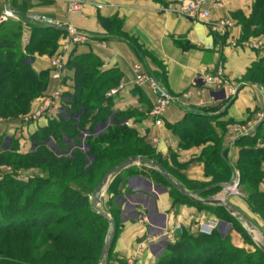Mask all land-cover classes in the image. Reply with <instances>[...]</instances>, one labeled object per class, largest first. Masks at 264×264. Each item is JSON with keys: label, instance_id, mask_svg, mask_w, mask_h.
I'll use <instances>...</instances> for the list:
<instances>
[{"label": "trees", "instance_id": "1", "mask_svg": "<svg viewBox=\"0 0 264 264\" xmlns=\"http://www.w3.org/2000/svg\"><path fill=\"white\" fill-rule=\"evenodd\" d=\"M27 24L30 42L25 54L15 43L20 37L18 27L12 28L9 47L0 48V118L5 120L26 115L34 100L39 101L49 93L50 69L37 73L32 61L35 56L56 54L59 39L67 35L54 26ZM243 27L252 37L264 35V0H254ZM228 39L229 35L216 36L215 42L224 45ZM180 45L184 50L191 48L186 43ZM65 69L74 71L72 92L63 94L57 118L50 119L45 128L33 135L31 151L19 154L14 138L0 135V166L9 165L14 171L47 172L45 176L26 181L12 174L0 176V264H99L108 223L93 209L90 196L104 176L128 158L159 163L188 194L202 199L217 194L232 181L237 171L249 209L264 221V192L260 191L264 181V136H261L264 123L253 135L235 141L240 150L237 162L231 165L223 137L213 129L214 116L186 112L180 123L170 126L180 139V148L205 145L197 160L203 164L207 181L190 182L179 173L182 166L174 162L172 166L177 169L169 166L144 138L128 128L125 114L114 112V97H106V93L118 85L110 76L98 71V64L91 55L76 56L73 48ZM244 80L264 89V57L251 66ZM82 133L87 134L84 141L80 138ZM50 138L62 154L72 146L70 156L58 155V151L50 149L47 145ZM82 146L85 151L80 150ZM142 169L149 171L155 183L169 188L175 203L207 210L225 223L234 221L224 207L193 201L173 188L160 172L144 166ZM67 172L70 177H64ZM124 172L128 169L115 177L107 190V194L113 196L107 198L105 210L115 223V234L105 264H128L123 259L111 258L121 226L120 209L114 200L120 196L118 183L124 185ZM243 233L250 244L248 235ZM228 241L229 236L222 238L219 231L210 236L182 231L180 237L164 246L155 264H264L262 250L253 246L255 253L247 255L232 248ZM48 243L49 246H44Z\"/></svg>", "mask_w": 264, "mask_h": 264}, {"label": "crops", "instance_id": "2", "mask_svg": "<svg viewBox=\"0 0 264 264\" xmlns=\"http://www.w3.org/2000/svg\"><path fill=\"white\" fill-rule=\"evenodd\" d=\"M174 2L175 0H85L82 14L77 15L69 13L62 0H0V13L4 9H10L18 17H46L54 27L65 33L71 28L90 35L87 43L74 47L75 55H91L98 64L100 73L110 76L116 85H124V89L112 99L114 112L125 114L124 122L128 128L138 137L144 138L156 155L169 166L173 167V162L182 166L179 173L187 181L203 183L207 180L203 164L197 159L205 145L180 148V139L172 133L170 126L180 123L188 111L214 116L213 129L223 137L227 160L234 165L240 150L235 141L245 135L233 130V126H246L253 130L264 114L263 87L244 80L251 66L264 57V49L220 45L215 42L216 35L210 33L204 24L168 12L167 9L172 8ZM223 2L224 10L214 11L212 18L217 20L226 16L233 20L228 33L230 39L239 44L252 42L264 46V35L252 37L247 35L243 27L252 12L254 0ZM27 23L21 19L0 25V48L9 47L12 28L18 27L20 37L15 43L20 45L25 54L22 32L27 30L30 36ZM61 42L62 38L59 39V45ZM185 43L191 48L184 50L180 44ZM50 57L35 56L32 61L33 69L37 73L49 71ZM134 64H140L144 72L154 77L171 96L179 100L166 109L160 126H156L149 115L155 95L146 87L135 85L131 72ZM215 72L222 75L225 82L222 86L205 83L204 77ZM73 81L74 71L65 69L61 83L63 94L72 92ZM58 87V82L50 80L48 92ZM37 102L38 100H34L31 103L30 114L35 111ZM60 111L58 107L30 122L25 120L27 116H19L13 120L0 118V135L13 137L17 141V152L28 154L33 147V135L45 128L50 119H56ZM47 145L53 149L57 147L55 152L58 151L53 140ZM72 148L70 146L64 154ZM58 152L63 153L62 150ZM142 167L136 164L129 167L132 171L127 168L128 172L123 173L124 185L121 182L117 185L121 191L117 192L120 196L114 201L120 209L121 226L114 252L129 263L154 264L156 258L153 253L161 251V248L147 244L145 240L148 236L156 237L177 225H180L181 233H195L196 224L217 218L207 210L181 202L175 203L169 188L155 183L149 171ZM11 171L9 166H0V176L12 174ZM24 171L29 174L35 169ZM169 177L179 183L170 175ZM221 190L207 199L198 196L194 198L197 201L220 200ZM260 191L264 192V181L260 185ZM107 193L108 191L105 204L107 198L113 196ZM237 202L236 198L228 200V204L239 210L236 208Z\"/></svg>", "mask_w": 264, "mask_h": 264}, {"label": "built area", "instance_id": "3", "mask_svg": "<svg viewBox=\"0 0 264 264\" xmlns=\"http://www.w3.org/2000/svg\"><path fill=\"white\" fill-rule=\"evenodd\" d=\"M30 1H45V0H30ZM66 3L68 12L71 14H82L85 0H62ZM100 8V7H99ZM225 8L223 0H175L172 8H168L167 11L179 15L181 17L187 18L191 21L204 24L210 33L216 36L228 35L230 28L233 26V20L230 17H220L217 20L212 18V13L214 11L221 12ZM28 23H37L43 25L54 26L53 23L46 17H40L36 15H30L27 17ZM19 21L20 18L10 9H4L0 13V25L10 21ZM29 33L27 30L22 32V41L24 46H27L30 42ZM90 35L86 33L78 32L74 29L67 30V37L62 44L58 52L50 58V78L52 81L59 83V87L49 92L47 95L43 96L38 102V108L26 117V121H35L41 118L43 115L50 113L56 108L62 106L63 101V91L61 87L62 83V72L65 70L66 60L69 52L78 45H83L89 41ZM227 46L231 48L244 47L251 50H261L264 46L260 43L252 42H242L239 44L233 39L227 40ZM131 72L134 77V83L138 87H146L151 90L155 95V100L153 106L150 110V117L154 120L156 126L162 125L163 116L168 107L179 102L178 98L171 96L166 89L152 76L142 70L140 64H134L131 67ZM204 81L209 85L222 86L225 82L222 75L219 72H215L212 75H206ZM124 89V85L120 84L106 93V97H115ZM232 94L234 91H231ZM233 130L244 134L245 136L250 134L252 128L246 126L235 125ZM87 134L81 135V141ZM156 143L157 141L154 140ZM80 150L85 151V147L82 146ZM72 151V150H71ZM71 151L66 154L58 152V155L70 156ZM238 176H235L232 181L223 186L220 197L223 202H225L226 197L239 194L238 190ZM218 222L216 220L201 221L194 226L195 232L203 236H210L217 228ZM180 230V225H177L174 229L169 231L164 230L158 236H150L147 239L148 244H161L172 242L176 238V231Z\"/></svg>", "mask_w": 264, "mask_h": 264}, {"label": "rangeland", "instance_id": "4", "mask_svg": "<svg viewBox=\"0 0 264 264\" xmlns=\"http://www.w3.org/2000/svg\"><path fill=\"white\" fill-rule=\"evenodd\" d=\"M45 1H52V0H45ZM66 4V3H65ZM67 10H68V8H67ZM20 18V17H19ZM21 20V19H20ZM51 26V25H50ZM67 33V32H66ZM67 37V35L65 36V37H63L62 38V41H64L65 40V38ZM61 44H62V42H61ZM26 47V46H25ZM55 55V54H54ZM54 55H52L51 57H53ZM50 57V58H51ZM37 103H39V102H37ZM38 108V104H37V107H36V109ZM36 109H34V110H36ZM34 112V111H33ZM32 112V113H33ZM28 115H30V110H29V112L26 114V115H23V116H28ZM255 128V127H254ZM254 130V129H253ZM252 130V131H253ZM251 131V132H252ZM82 134H84V133H82ZM249 135V134H248ZM248 135H246V136H248ZM261 136H264V128H263V130H262V133H261ZM87 137V136H86ZM85 137V138H86ZM84 138V139H85ZM51 140H53V139H49L48 141H47V143H50L51 142ZM259 144V143H258ZM48 147L50 148V149H52L54 152L56 151V149H57V147H55V149H53V147H50L49 145H48ZM55 153H57V152H55ZM128 159H131V158H128ZM127 159V160H128ZM126 161V160H125ZM6 166H9V165H6ZM9 167H11V166H9ZM11 169H12V167H11ZM114 170V169H113ZM11 173H12V176H14L15 178H17V179H19V180H24V181H26V180H28L29 178H32V177H36V176H45V175H47V172L46 171H43V170H35V171H33V172H31V173H29V174H25V171H24V169H19V170H16V171H14L13 169H12V171H11ZM21 173V174H20ZM106 176V175H105ZM104 176V177H105ZM235 176H238V180H239V184H238V190H239V194H236V195H233V196H229V197H226V199H225V203H228V200L229 199H231V198H236L237 199V205H238V207H236V208H239V210L238 209H236L238 212H239V214H240V217H241V219H242V223H240V221L234 216V215H232L231 214V216L234 218V221H232L231 223H229V222H227V223H225V222H222V221H220V219H217L216 221L218 222V225H217V228H216V230L215 231H219V233L222 235V238H224L226 235L227 236H229V245L232 247V248H235L236 250H239V251H242V252H244L245 254H247V255H250V254H254L255 253V251H256V249H255V247H257L258 249H260L257 245H256V243H255V241H258V242H260L263 246H264V221L262 220V218L259 216V214H257V213H254V212H252L250 209H249V207H248V205H247V203H246V199L244 198V194H243V192H242V189H241V186H240V175H239V173L236 171L235 172V174H234V177ZM64 177H70V172H67L66 174H65V176ZM233 177V178H234ZM104 179V178H103ZM103 181V180H102ZM101 181V182H102ZM109 187V186H108ZM97 188V187H96ZM107 191V190H106ZM106 191H105V193H104V201H105V195H106ZM95 192H96V189H95V191H94V193L90 196V201H91V203H92V207H93V209H95L94 208V203H93V199H94V197L96 196L95 195ZM102 209H103V211L104 212H106V210H105V203L103 202V204H102ZM107 213V212H106ZM108 214V213H107ZM109 216H110V214H108ZM111 217V216H110ZM215 217V216H214ZM112 218V217H111ZM216 218V217H215ZM108 229H109V226L106 228V230H105V236H104V243H105V239H106V236H107V233H108ZM243 231L248 235V238H249V240H250V244L247 242V240L245 239V236H244V233H243ZM248 232H250V233H252L253 234V237L251 238L250 236H249V234H248ZM96 234H97V232H96ZM118 235H119V233H118ZM150 236H148L147 237V239L149 238ZM103 238V237H102ZM118 237L116 236V239H117ZM147 239L145 240V241H147ZM255 241H254V240ZM104 243H103V247H104ZM147 243V242H146ZM115 244H116V241H115V243H114V247H115ZM148 244V243H147ZM167 243H161V244H154V246L155 247H158V248H161L160 250H162L163 248H164V246L166 245ZM50 244L48 243V244H46V245H44V246H49ZM150 245V244H149ZM253 246H255V247H253ZM46 249V248H45ZM103 249V248H102ZM44 250V249H43ZM261 250V249H260ZM42 251V250H41ZM39 253H41L40 251H39ZM115 255V256H114ZM153 255L155 256V262H156V260L158 259V257L160 256V251L159 250H156V251H154V253H153ZM113 257H111L112 259L114 258V257H117L118 259H122V258H120L119 257V255L118 254H113L112 255ZM105 259H106V256H105ZM105 259H104V263L103 264H105ZM100 260V259H99ZM124 260V259H123ZM126 261V260H125ZM127 262V261H126ZM155 262H154V264H155ZM128 264H133V263H129V262H127Z\"/></svg>", "mask_w": 264, "mask_h": 264}, {"label": "water", "instance_id": "5", "mask_svg": "<svg viewBox=\"0 0 264 264\" xmlns=\"http://www.w3.org/2000/svg\"><path fill=\"white\" fill-rule=\"evenodd\" d=\"M19 17L23 21L29 22L27 17L22 16V15H19ZM263 123H264V114H263L260 122L255 126L254 130L248 136L253 135ZM240 138H242V137H240ZM136 164L157 170L158 172H160L163 175V177L168 181V183L173 188L177 189L182 195H185L188 198H191V200L199 202V203L204 204V205L224 207L230 214L234 215L240 221V223L243 222L241 217H240L239 212L236 209H234L230 204L225 203L222 200L211 199V200H205V201H197L194 198L195 197L194 195L188 194L179 183L172 181L170 179L169 175L162 169V167L157 162H152V161H149V160H146L143 158H139V157L131 158V159H128V160L122 162L114 170H111L110 172H108L106 174V176L104 177L103 181L96 188V192H95L96 196L93 199L94 208H95L96 212L106 220V222L108 223V226H109L108 233H107L105 243H104V247L101 251L99 264L104 263L105 256H106L107 252L109 251V249L112 245V239H113V236L115 234V223H114L113 219L106 212H104L102 209V204L104 202V193L107 190L110 183L115 179V177H117L119 174H121L125 169H127L133 165H136ZM248 234L251 238L253 237L252 233L248 232ZM180 236H181V231L177 230L176 231V237H180ZM255 243L264 253V246L258 241H255Z\"/></svg>", "mask_w": 264, "mask_h": 264}]
</instances>
